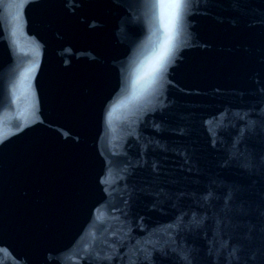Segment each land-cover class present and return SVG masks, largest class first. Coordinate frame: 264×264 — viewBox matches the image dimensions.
Segmentation results:
<instances>
[{
  "label": "snow or ice",
  "instance_id": "6c2138e0",
  "mask_svg": "<svg viewBox=\"0 0 264 264\" xmlns=\"http://www.w3.org/2000/svg\"><path fill=\"white\" fill-rule=\"evenodd\" d=\"M179 0H175L174 6H178ZM163 55V54H162Z\"/></svg>",
  "mask_w": 264,
  "mask_h": 264
}]
</instances>
